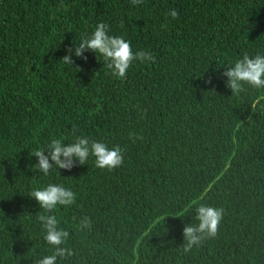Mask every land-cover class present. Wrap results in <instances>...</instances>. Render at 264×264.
Segmentation results:
<instances>
[{"label": "trees", "instance_id": "16d2710c", "mask_svg": "<svg viewBox=\"0 0 264 264\" xmlns=\"http://www.w3.org/2000/svg\"><path fill=\"white\" fill-rule=\"evenodd\" d=\"M99 23L154 62L134 61L124 80L92 51L66 65ZM258 53L264 0H0V264L54 251L29 195L49 183L76 194L52 213L72 253L57 264H264V89L231 96L223 75ZM80 135L119 146L123 163L31 170L30 153ZM201 204L223 219L186 252Z\"/></svg>", "mask_w": 264, "mask_h": 264}, {"label": "clouds", "instance_id": "9594fccd", "mask_svg": "<svg viewBox=\"0 0 264 264\" xmlns=\"http://www.w3.org/2000/svg\"><path fill=\"white\" fill-rule=\"evenodd\" d=\"M143 0H132L134 5H139ZM178 11L171 9L166 13L172 19L178 18ZM92 51L103 57L107 68L111 74L124 80L133 62L152 61L155 58L144 51L133 52L129 41L120 36L109 35V26L106 23H99L93 32L83 39L79 44H73L66 50V55L62 58L66 65L73 67L77 59L86 60V53ZM98 57V56H97ZM79 71V68H76ZM223 75L227 78L226 86L233 95H240L245 91V85L254 89H264V54L243 55L231 66H228ZM258 98L256 105H260L264 110V104H260ZM255 106V105H254ZM31 156L38 158L37 163L31 165L33 172H38L44 176L50 175L51 171L59 168L71 171L77 164H87L90 156L95 157V166L100 169H115L123 163V151L119 146L109 148L104 142L89 140L85 136H74L73 142L64 143L62 139H52L42 149L38 148ZM34 198L40 209L45 214H40L37 219L44 233V240L53 247L51 255H44L35 261V264H57L58 259L70 256L71 250L62 245L69 238V232L59 226L53 210L60 206L68 207L75 203L76 194L63 184L49 183L44 187L36 188L29 194ZM196 224H188L183 229L184 241H187L185 251H189L193 246H199L205 238H212L217 235L224 210L207 204H201L196 208ZM81 229L91 227L89 217H83L79 221Z\"/></svg>", "mask_w": 264, "mask_h": 264}]
</instances>
